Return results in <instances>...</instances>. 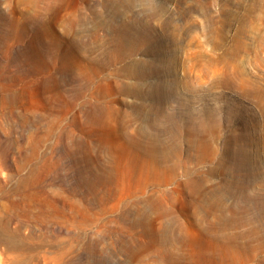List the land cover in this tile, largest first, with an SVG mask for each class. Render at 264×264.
<instances>
[{
	"label": "rangeland",
	"instance_id": "rangeland-1",
	"mask_svg": "<svg viewBox=\"0 0 264 264\" xmlns=\"http://www.w3.org/2000/svg\"><path fill=\"white\" fill-rule=\"evenodd\" d=\"M201 254L264 264V0H0V264Z\"/></svg>",
	"mask_w": 264,
	"mask_h": 264
},
{
	"label": "bare ground",
	"instance_id": "bare-ground-1",
	"mask_svg": "<svg viewBox=\"0 0 264 264\" xmlns=\"http://www.w3.org/2000/svg\"><path fill=\"white\" fill-rule=\"evenodd\" d=\"M262 1V0H261ZM67 55L70 56V53L67 52ZM67 55H64L61 60L58 59L57 56H54V61L55 62H59L61 63L63 66H68V63L66 62L67 60ZM109 57V56H108ZM83 64V63H82ZM85 65H88V64H85ZM91 86V85H90ZM178 86V85H177ZM218 126V123H212L209 128L206 130L208 132H213V131H216L217 130V127ZM188 131H191V132H195V133H198L199 131L195 130V129H191V130H188ZM127 133V132H126ZM155 141V140H154ZM136 141L135 139H129V144L131 147L133 146H136ZM178 144V143H177ZM150 145V144H149ZM204 145L203 141L201 140V138H199L197 140L196 143H194V146L196 148H201L202 146ZM139 147H137V149H140L142 147L146 148V146H140L138 145ZM168 147V146H167ZM149 148V146H148ZM151 148V147H150ZM178 150V149H177ZM157 155L154 154L153 152L151 151H148V153H145V154H141L139 151H137V153L134 154V159H135V162H138L141 166V168H146L145 170H150L152 172V176H156V177H164V178H169L172 177V175H174L176 169H173V168H157L155 167L156 166V163L158 162V156L156 157ZM167 172H168V175H167ZM148 175V173H147ZM168 176V177H167ZM187 187L191 189V191L193 190L196 191L198 189L197 187V184L195 185L194 183H191V182H187ZM205 196V195H204ZM159 202V201H158ZM150 203V202H149ZM156 206V205H155ZM157 207V206H156ZM168 213V212H166ZM208 216V215H207ZM160 218H162L163 216L160 215L159 216ZM203 218V216H202ZM205 219V218H204ZM157 220V219H156ZM182 222V221H181ZM205 222V221H204ZM207 222V221H206ZM205 222V223H206ZM224 223V222H223ZM227 227V226H226ZM178 230H182V227L179 225L176 227ZM197 229L200 233L201 236L208 238L211 242V245H214L216 244L217 242H220V237L217 236V231H216V227L214 225H209V224H205L203 225L202 223H198L197 224ZM180 231L178 232V234H170V230H169V227L165 226L162 222L159 223L157 229H155V232H154V235L152 237V244H163L165 243L166 241L168 240H172L176 243H179L181 246L184 245V240L182 237H178V235L180 234ZM231 231V230H230ZM203 240L202 238L199 240L201 241ZM226 244V249L229 251H233V249L230 248L229 246V239H227V242L225 243ZM200 248H198L199 250H202L201 248V245H199ZM242 247L239 246L237 248H234V251L235 250H239L241 251ZM150 251V250H149ZM169 256L166 255L164 256L165 260H169L170 258H168ZM234 257V256H233ZM243 257V256H242ZM176 260H180V262L182 264H200L201 262H205L206 261V258L203 254H201L198 259L199 261H193L192 259V256L191 255H183L181 257H177L175 258ZM224 258L223 256L221 257V262L220 263H223L224 262ZM168 263H170L169 261H167Z\"/></svg>",
	"mask_w": 264,
	"mask_h": 264
}]
</instances>
